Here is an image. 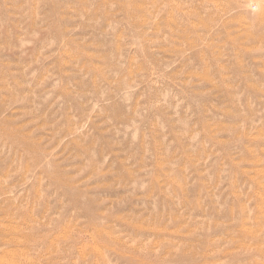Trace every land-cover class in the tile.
Here are the masks:
<instances>
[{
  "label": "rangeland",
  "instance_id": "rangeland-1",
  "mask_svg": "<svg viewBox=\"0 0 264 264\" xmlns=\"http://www.w3.org/2000/svg\"><path fill=\"white\" fill-rule=\"evenodd\" d=\"M0 236L264 264V0H0Z\"/></svg>",
  "mask_w": 264,
  "mask_h": 264
},
{
  "label": "bare ground",
  "instance_id": "bare-ground-1",
  "mask_svg": "<svg viewBox=\"0 0 264 264\" xmlns=\"http://www.w3.org/2000/svg\"><path fill=\"white\" fill-rule=\"evenodd\" d=\"M4 235V234H3ZM2 235V236H3ZM19 236V235H18ZM22 235H20V237H21ZM24 236V235H23ZM27 236H29V235H25V238L24 239H27ZM18 238V237H17ZM19 239V238H18ZM21 240H23V239H21ZM16 241V238L14 239L13 237L12 238H9V240H8V238H6L5 239V237L3 238V237H1L0 236V245L1 244H3V245H8V244H10V243H12V242H15ZM24 241V240H23ZM7 249V248H6ZM4 251H5V249H3ZM19 250V249H18ZM21 250V249H20ZM3 251V252H4ZM6 251H8V249L6 250ZM9 252V251H8ZM21 252H23V251H21ZM14 253H16L15 251H12L11 250V252L9 253V254H11L10 256H8V258L10 257V260H4L3 258H0V264H30V263H28V261L27 260H22L21 262H19L18 260L17 261H14V260H11V256H12V254H14ZM2 254V253H1ZM6 254V253H5ZM15 255V254H14ZM19 255V254H18ZM23 255V254H22ZM21 255V256H22ZM1 257V256H0ZM20 257V256H19ZM23 257H24V255H23ZM22 257V259H24ZM6 258V257H5ZM13 258V257H12ZM27 258V257H26ZM31 258V257H30ZM7 259V258H6ZM33 261V260H32ZM34 262V261H33ZM36 264V263H35ZM42 264V263H41Z\"/></svg>",
  "mask_w": 264,
  "mask_h": 264
}]
</instances>
